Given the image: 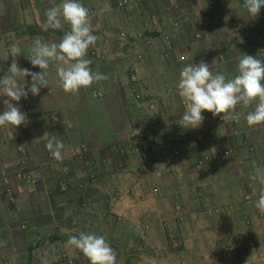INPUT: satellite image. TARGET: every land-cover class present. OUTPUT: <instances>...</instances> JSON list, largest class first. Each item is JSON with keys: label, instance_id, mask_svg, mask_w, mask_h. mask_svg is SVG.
<instances>
[{"label": "crops", "instance_id": "0c3cea01", "mask_svg": "<svg viewBox=\"0 0 264 264\" xmlns=\"http://www.w3.org/2000/svg\"><path fill=\"white\" fill-rule=\"evenodd\" d=\"M62 2L0 1V77L12 63L6 53L13 44L22 52L16 58L21 68L41 71L32 67L24 53L37 38L59 42L70 31L66 23L59 30L41 29L46 10ZM79 2L94 12L88 19L92 34L99 38L86 58L94 72L108 79L77 94L65 93L51 64L50 86L18 104L27 114V123L0 127V264H64L61 256L78 258L79 251L67 241L80 232L105 236L116 252L118 248L117 260L124 251L121 257L129 259L135 258L136 251L138 258H144L152 250L153 255L167 256L165 260L177 257L187 264H218L219 255L237 264H264V214L255 207L264 186L250 179L254 167L264 166V124L249 127L245 118L255 105H237L239 122L228 114H222L220 122L219 116L202 113L204 122L195 130L202 134L215 128L220 143L231 152L230 159L214 154L209 166L197 168L182 155L159 168L168 173L153 177L137 145L131 143L133 132L144 127L146 108L132 102L125 83L133 76L139 91L161 98L170 111L182 108L185 112V101L172 86L179 80L180 68L195 62L181 66L185 55L172 50L175 38L187 50L199 33L203 41L194 50H238L237 61L245 53L264 61V8L253 18L243 7L244 0H144L132 13L122 14L109 0ZM151 12L153 16L147 17ZM187 18L198 25L188 30L182 22ZM175 22L179 24L174 26ZM122 29L130 34L125 40L119 38ZM19 82L27 87L31 77ZM4 99L0 96V114ZM93 104L106 108L114 139L105 141L99 129L77 111ZM173 126L163 132L187 131L180 124ZM52 135L64 144L62 161L45 148ZM117 148L123 149L126 159L122 167L116 163ZM202 150L208 153L209 145ZM181 151L184 154L186 148ZM87 155L98 171L88 167ZM24 167L26 171H21ZM26 176L31 177L30 183ZM153 188L170 197V210L160 196L152 194ZM203 200L218 207L216 215L199 212ZM183 202L187 219L181 226L173 206ZM173 242L177 252L172 251ZM36 243L38 247L29 252L27 246Z\"/></svg>", "mask_w": 264, "mask_h": 264}, {"label": "clouds", "instance_id": "9594fccd", "mask_svg": "<svg viewBox=\"0 0 264 264\" xmlns=\"http://www.w3.org/2000/svg\"><path fill=\"white\" fill-rule=\"evenodd\" d=\"M243 7L254 18L264 8V0H244ZM45 17L46 20L41 24L43 31L62 29L65 23L70 27V31L65 32L59 42H46L40 38L32 42L30 51L24 53L26 54L25 58L33 68L38 67L40 72H33L18 65L16 58L22 52L15 44L7 50L6 56L7 58L12 57V63L6 74L0 77V90H2L0 96L7 97L3 100L4 109L0 114V127L14 126L17 128L27 123V114L21 111L18 104L22 98L27 99L29 94L38 96L42 88L50 86L47 70L51 64L55 65L56 75L65 93L77 94L81 88L87 89L93 83L108 79L107 75L94 72L90 67L92 61L86 58L88 49L95 45L99 38L92 34L88 19L89 10L79 0H63L62 3L47 9ZM182 22L185 21L182 20ZM174 24L179 23L175 22ZM26 77H31V82L27 87H25V83L19 82L20 78L25 80ZM177 88L178 94L183 98L186 106L179 121V124L185 129L199 128L205 119L202 115L204 111L212 113L213 116H219V118L223 116L222 114H228L232 120L239 122L241 113L236 109L240 104L245 108L255 105L254 109L248 111L245 117L249 127L264 124V61L257 57L246 53L241 54L237 62V74L232 78L226 77L221 72H214L210 65L204 61L195 65L187 64L179 73ZM132 136L131 143H134ZM45 148L55 160L62 161L64 159L62 154L64 144L57 140L55 135L47 140ZM119 150L123 151V149L117 148V151ZM140 158L142 162L145 161L143 157L140 156ZM152 160L149 164L145 161L146 165H144L149 168L150 175L153 174L151 170L155 164L156 168L161 171L160 176L168 173V170L159 169L164 164L156 163L154 158ZM94 169L99 170V167L95 166ZM250 179L264 186V166L254 167L250 173ZM255 207L261 214H264V190L261 191L255 202ZM217 211L218 207L216 212L207 214L216 215ZM67 244L87 258L84 264H117V252L103 235L80 232L79 235L70 236ZM171 245L172 251L177 252L174 242ZM221 258L223 259V256L219 255L217 260L220 262L218 264H237L234 259L223 261ZM76 259H80V253ZM76 259L72 260L76 261ZM164 262L187 264L182 261L173 263L174 261L168 260L156 261L155 264ZM44 264L47 262L45 261Z\"/></svg>", "mask_w": 264, "mask_h": 264}, {"label": "built area", "instance_id": "2783aa9c", "mask_svg": "<svg viewBox=\"0 0 264 264\" xmlns=\"http://www.w3.org/2000/svg\"><path fill=\"white\" fill-rule=\"evenodd\" d=\"M2 1V0H0ZM142 0H136L135 2H132L130 0H109V4L116 9L117 11L121 12L122 14H128L132 13L134 9L137 7L138 4H141ZM89 10V16L93 15L94 12L91 9ZM174 26H177V24H173ZM147 28H144V31H146ZM130 36V34L122 33L121 38L122 40L127 39ZM141 36V35H140ZM195 37L198 39L199 34H196ZM138 59L141 57L137 56ZM128 79V78H127ZM126 85L128 86V92L129 95L132 97V102L134 104H147L146 108V115H148V111H151L152 115L148 116L149 118H145L144 126H157L158 119H165V113L164 111L158 107L156 108V105L162 102L161 98L153 96V94L149 93L148 91H139L137 87V80L135 77L129 78L126 82ZM178 85V84H177ZM177 85L175 86V91H178ZM155 103L156 105L152 104ZM185 105V103H183ZM148 110V111H147ZM224 120V117L221 116L219 118V121L222 122ZM175 125H179V123H175ZM145 127V128H146ZM174 127V126H173ZM145 128H141V130L136 131L132 138L134 144L137 145L136 149L138 154L144 158V160L149 164L152 159L154 158V155H159L156 159V163L159 164V162L163 164L168 163L169 160H176L179 159L182 155H184L185 160L193 162V164L197 168H203L209 165L212 155L219 154L223 159L227 160L231 158V152L229 149L225 148L220 144L217 132L215 128H208L205 130V133H197L194 136H187L185 133L177 134L174 132H166L163 135L160 136L158 134H153L150 132H146ZM204 144L209 145V153H206L202 151V146ZM245 146H248L247 144H244ZM182 148H186V151L184 154H182ZM188 148V149H187ZM249 148V146H248ZM85 152V150H84ZM200 152V153H199ZM115 159L116 163L120 166L125 163V157L122 150L115 152ZM113 156V155H112ZM85 161L90 168H95L93 165L91 158L87 155L84 156ZM150 159V161H149ZM153 165V164H152ZM153 166L152 172L155 175L160 176L161 171L158 170ZM21 171H26L25 167ZM26 181L28 183L31 182V177L26 176ZM66 187L63 188L65 190ZM152 193L157 196H161V192L154 188L152 190ZM217 207L213 204H208L205 201L200 202L199 204V212H205V213H211L216 212ZM175 211H177L178 220L181 222L186 221L187 216V209L183 207L181 204H177L175 206ZM147 228V227H146ZM175 246V245H174ZM80 253V259L77 261L68 259L66 256H61L60 260L64 264H84V261L87 260V258L79 251ZM141 264V263H137ZM159 264V263H158ZM161 264H172L170 262H164Z\"/></svg>", "mask_w": 264, "mask_h": 264}, {"label": "rangeland", "instance_id": "374dc122", "mask_svg": "<svg viewBox=\"0 0 264 264\" xmlns=\"http://www.w3.org/2000/svg\"><path fill=\"white\" fill-rule=\"evenodd\" d=\"M135 1H132V2H135ZM234 10H235V8H234ZM235 12L237 13V11H235ZM146 16L150 17V16H153V14H152V12L146 13ZM183 23L189 24V22H183ZM119 32H118L119 38H121V34L127 33V30L122 29V30H119ZM139 35H141V34H139ZM199 36L201 37L200 34H199ZM175 39H176V41L174 40L173 43L171 44L172 50L173 49L179 50V53L181 55H185V60H183L184 63L181 62V66H183L184 64H186L187 62H189L191 60H192V63H193V61L195 62L193 65H195L197 62L199 63L201 61H204L207 63V61H208L210 68L214 72H221V73L225 74L226 77H228V78H232L233 76H235L237 74V62H238L237 57H239V56H237L238 50H194L197 42L203 41V40H200L197 38L195 39V37L191 39V44H190L191 48L186 50L187 45L184 44L183 46L182 45L180 46L179 44H177L178 37ZM240 52L242 53L243 51H240ZM182 53H184V54H182ZM141 57H142V55H141ZM180 69H182V68H180ZM180 71L181 70H179L178 73H180ZM128 73H130V71ZM157 73L158 72H156L154 74V77L156 76ZM178 81L177 80L174 81L175 84L172 86L173 90H174L175 86L178 84ZM58 94L62 95V96L64 95L63 92H59V91H58ZM148 104L149 103L147 102V104H145V107H147ZM152 104L156 105L155 103H152ZM103 107H104L103 105H99V104L94 105L93 104L89 107H84L81 109L77 108V111L78 112L82 111L80 113L81 117L85 118L86 121L89 122L92 126L97 127L99 129V132L102 134L104 140L109 141V140L114 139V135H113L112 130L109 126L108 113L105 111L106 108L105 107L103 108ZM158 107L160 108V110L162 109L164 111L165 119L164 120L158 119L156 128H155V126H153V127L147 126V129L145 128L146 126H144V128H145L147 133L150 132V133H153L155 135L158 134L160 136L161 134L163 135L164 133L168 132L169 128L173 127V123H178L180 121L182 115L184 114V110L182 108L179 110V108H178V109H175V111H170V110H168V106H167L166 102H164L163 100H162V102H160L156 105V108H158ZM183 108L186 110L185 107H183ZM85 113H86V117H85ZM151 115H152L151 111H148V115H146V118H149L148 116H151ZM175 118L178 119L177 122L173 121V119L175 120ZM162 121H166L167 124L164 125L162 123ZM142 122H145L144 116H143ZM139 129H141V128H139ZM165 129H167L168 131L163 132ZM197 132L198 131L195 129H187V131L185 133H187V134L192 133V135H190V136H193ZM151 176H155V174H152ZM158 199H162L164 201L163 203H165L164 204L165 207L168 210H170V208L172 207L171 204L173 203V202L171 203L172 200L170 199V197H167L166 194L162 193V195L160 197H158ZM181 205H183L185 210L187 209L184 202ZM173 208H174L173 211H174L175 216H176L175 218H178V215H177L178 213H177V211H175V206H173ZM177 223H178V225L183 226L182 224H184L185 222H183V221L180 222L177 219ZM119 248H123V247L121 246ZM117 252H118V248H117ZM136 252L132 253L135 255V258L130 257L129 259H127V257H126V259H125L123 256L121 257V255L125 256V254H124L125 251H124L123 254L121 253V255L118 256V259L120 260V261L117 260L118 264L120 262H122V264H136V263L155 264L156 261H164L165 259H167V256L162 257L160 254H158V256H156L155 253L153 255L152 250H151V252H148L146 255L144 254L146 257L137 258V256H140V255L136 254ZM130 253H131V249L126 250V254H130ZM149 253H151V254H149ZM168 259H169V261H174L175 259H177V257H172V258H168ZM177 261H180V260L177 259Z\"/></svg>", "mask_w": 264, "mask_h": 264}, {"label": "trees", "instance_id": "16d2710c", "mask_svg": "<svg viewBox=\"0 0 264 264\" xmlns=\"http://www.w3.org/2000/svg\"><path fill=\"white\" fill-rule=\"evenodd\" d=\"M187 22H189V24L187 23V29L188 30H192L194 27H196L198 24H194V23H191L189 20L187 21ZM198 23L200 22V20H198L197 21ZM198 28V27H197ZM197 30V29H196ZM199 34V33H198ZM146 35V34H145ZM201 35V34H200ZM147 36V35H146ZM153 37V36H152ZM172 39L174 38V37H171ZM196 39V38H195ZM194 39V40H195ZM198 39H200V40H202L203 38L202 37H199ZM167 40H169V39H167ZM28 61V60H27ZM198 63V62H197ZM196 63V64H197ZM26 101H28V98L27 99H25ZM219 124H221L219 121H217ZM207 150V149H206ZM206 150H202V151H206ZM200 153V152H199ZM196 167V166H195ZM96 171H98V169L96 170ZM38 243H36V244H30V245H28L27 246V249H28V251L29 252H31V251H33L34 249H36L37 247H38ZM31 264V263H30Z\"/></svg>", "mask_w": 264, "mask_h": 264}]
</instances>
